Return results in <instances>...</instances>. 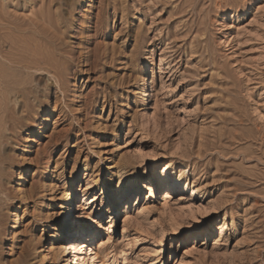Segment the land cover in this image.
Instances as JSON below:
<instances>
[{"label": "rangeland", "instance_id": "1", "mask_svg": "<svg viewBox=\"0 0 264 264\" xmlns=\"http://www.w3.org/2000/svg\"><path fill=\"white\" fill-rule=\"evenodd\" d=\"M9 24L61 71L0 88V264H264V0H2Z\"/></svg>", "mask_w": 264, "mask_h": 264}, {"label": "bare ground", "instance_id": "2", "mask_svg": "<svg viewBox=\"0 0 264 264\" xmlns=\"http://www.w3.org/2000/svg\"><path fill=\"white\" fill-rule=\"evenodd\" d=\"M2 1V0H1ZM0 1V2H1ZM32 10V9H31ZM19 16V15H18ZM28 17V16H27ZM32 18V17H31ZM31 18H29L28 20L30 21L29 23H30V27H26L25 25H27V24H23L26 28H21L22 30H20L19 29V31L21 32V33H28V31H30V32H32V33H34V32H37V26H38V18H35V19H31ZM41 20H42V22L43 21H45L46 19H45V17L43 16V14L40 16V24H41ZM3 21H5V20H3ZM28 23V22H27ZM48 23V25H49V22H47ZM12 24V23H11ZM11 24H9V26H0V33H8V32H10V30H11ZM42 24H44V25H42V27H44L45 26V23H42ZM3 25V24H2ZM41 26V25H40ZM16 27V26H15ZM39 27V26H38ZM14 28V27H13ZM17 29V28H16ZM18 30V29H17ZM12 31V30H11ZM49 31V30H48ZM11 33V32H10ZM38 33V32H37ZM39 33H41V30L39 31ZM41 34H43V33H41ZM23 35V34H22ZM32 36V35H31ZM36 36V35H35ZM48 36V35H47ZM32 37H34V36H32ZM41 37V36H40ZM42 37H44V36H42ZM45 37H46V35H45ZM1 38V37H0ZM37 38V37H36ZM33 39V38H32ZM32 39H30V40H32ZM1 41V40H0ZM10 41V40H9ZM33 41V40H32ZM36 42H37V39H36ZM6 43V42H5ZM12 43V42H11ZM22 43V42H21ZM12 47V46H11ZM20 47H21V45H20ZM29 48V49H28ZM40 48H42L41 47V45H39L38 43H35L34 45H32V46H29V47H27V48H22V50L20 51V53H18V54H16L17 56H15V55H12V53H11V50H10V48H9V51H6V52H3V50L0 48V58L3 60V62H1V60H0V66L2 67L1 69H3V70H0V88H4V90L6 89V91H9V92H12V91H14V89L16 88V92H17V94H18V96L20 97V102L22 103V104H25V103H27L26 102V100H27V91H29L28 90V88H26L24 85L23 86H18V87H16L17 85H19L20 83H17V82H13L14 80H13V78H11V79H9L8 77L10 76V71H12V73L14 72V71H17V70H19L20 71V69H21V71H23V69H27L28 70V68L29 69H34V70H43V71H49L50 69H51V67H53V69L55 70V72H57V73H59L60 71H61V68L59 69L57 66H54V65H48L47 64V66H45L44 67V63L45 62H43V58H44V56H43V52H42V50H40ZM54 51V50H53ZM28 52L30 53V54H28ZM61 52V51H60ZM16 53V52H15ZM55 57V56H54ZM60 58V57H59ZM25 59H28L27 61H25ZM25 61V63H23ZM51 62V61H50ZM59 63V62H58ZM28 73H24L23 75H25V74H29V73H31V72H29V71H27ZM51 72V71H50ZM17 73V72H16ZM20 73V72H19ZM22 73V72H21ZM60 74V73H59ZM12 75H14L15 76V72L12 74ZM17 75V77L20 75H18V74H16ZM16 77V76H15ZM22 77V76H21ZM55 78V77H54ZM13 80V81H12ZM22 80H24L23 78H22ZM19 82V81H18ZM56 82H57V79H56ZM24 83V82H23ZM26 83V82H25ZM58 83V82H57ZM51 84V83H50ZM15 86V87H14ZM28 87V86H27ZM47 88V87H46ZM3 90V89H2ZM3 94V93H2ZM8 94V93H7ZM0 95H1V93H0ZM2 96V95H1ZM3 97V96H2ZM2 97H0L1 99H2ZM1 101V100H0ZM9 99H8V97L5 99V100H2V104L0 103V114H1V117L2 118H9V115L7 114L8 113V111H9V105H8V103H9ZM20 104V103H19ZM21 104V105H22ZM26 106L28 107V105L26 104ZM30 106V105H29ZM26 110V109H25ZM9 120V119H8ZM6 122H8L7 120H5ZM2 125V124H1ZM161 176L163 175V172L160 174ZM154 178H155V175H149V178H148V183H151V182H153L154 181ZM178 185H179V182L175 179V178H172V179H170L169 180V182L163 187L164 188V190H166L165 191V196L166 195H169V194H171V192L173 191V190H175V189H180L181 190V192L182 193H187V194H189L188 195V197H191V196H193L194 195V193H195V189H188V190H186L185 189V187H184V185H181L180 187H178ZM130 185L129 184H127L126 186H123L122 187V189H123V192H124V196H126V195H128V194H130V192H132V190H130ZM112 192V189H111V187L110 188H108L106 191H105V193H103V194H110ZM75 189H72V191L70 192V195L69 196H71L70 197V200L68 201V204H70L72 201H73V198L74 197H76L75 195ZM125 198V197H124ZM126 202V201H125ZM73 206H74V204H72V205H70L69 206V208H70V210L71 209H73ZM101 212H99L98 213V215L100 214ZM112 213L114 214V211L113 212H111V216H110V218L112 219V218H114L113 216H112ZM68 214H69V211H68V213H67V216H68ZM64 228L65 227H67L68 226V219H66V221L64 222ZM64 231V230H63ZM63 231L61 232V233H63ZM87 231H88V229H82L81 231H80V235H81V237L83 238V239H88V235H87ZM87 235V236H86ZM81 244H83V242H81ZM69 246H73V242L72 241H70V243H69Z\"/></svg>", "mask_w": 264, "mask_h": 264}]
</instances>
